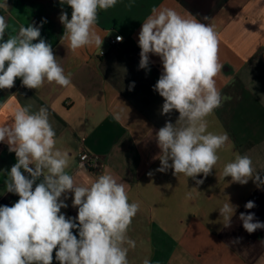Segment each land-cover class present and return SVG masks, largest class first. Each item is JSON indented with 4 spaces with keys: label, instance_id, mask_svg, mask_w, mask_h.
<instances>
[{
    "label": "crops",
    "instance_id": "obj_1",
    "mask_svg": "<svg viewBox=\"0 0 264 264\" xmlns=\"http://www.w3.org/2000/svg\"><path fill=\"white\" fill-rule=\"evenodd\" d=\"M129 2L118 0L114 7L99 10L95 27L102 46L73 51L61 39L64 26L59 20L61 11L71 19L70 6L60 0H7L9 7L0 8L8 24L5 39L17 35L21 25L39 26L46 20L41 38L51 44L65 74L71 73V83L63 87L45 80L40 88L28 89L16 78L14 87L0 89V124L10 122L20 106L31 104L32 111L44 106L56 133L55 149L66 154L65 171L77 186H90L105 173L126 183L129 203L139 204L127 233L136 242L128 251L129 264H143L145 258L152 264H264V229L248 233L239 219L240 213L252 212L264 222V185L258 187L252 179L241 185L223 174L240 154L251 158L253 175L264 179V0H134L131 9ZM160 6L195 15L213 25L219 38L223 67L217 87L224 99L206 117L207 131L226 133L229 140L217 151L211 173L197 176L204 180L199 185L184 174L173 175V169L156 171L160 149L155 133L179 117L175 110L161 114L164 99L153 90L163 71L160 58L149 54L150 70L139 68L142 23ZM119 34L123 42L111 50L109 41ZM85 151L100 157L98 169L82 165ZM16 162L15 153L0 143V206L19 199L6 192L4 183ZM66 195L68 207L61 212L75 218L73 194ZM228 200L238 206L231 226L224 225L219 211ZM248 201L255 207L246 209ZM72 231L79 238L78 230ZM55 251L52 264H59Z\"/></svg>",
    "mask_w": 264,
    "mask_h": 264
},
{
    "label": "clouds",
    "instance_id": "obj_2",
    "mask_svg": "<svg viewBox=\"0 0 264 264\" xmlns=\"http://www.w3.org/2000/svg\"><path fill=\"white\" fill-rule=\"evenodd\" d=\"M118 0H60L71 7V19L61 11L64 26L62 40L76 51L85 46H102L96 31L99 10H108ZM134 0L127 7L131 9ZM7 0L0 8L7 9ZM209 18L203 17L206 21ZM21 25L17 35L5 39L8 28L0 15V89L14 87L16 78L28 89L40 88L45 80L67 87L71 73L65 74L51 44L41 38V27ZM123 38L117 36V41ZM34 41H38L35 42ZM140 69H149V54L158 56L163 71L153 90L164 99L161 114L179 113L175 124L167 121L155 133L160 149L156 159L161 173L173 169V175L184 174L203 184L197 176L207 177L219 157L217 151L228 142L225 134L207 131V120L222 105L223 97L217 87V77L223 65L219 62V38L213 25L204 23L191 13L179 14L173 8L154 7L142 23L138 35ZM134 88L129 85V91ZM177 124H182L177 127ZM56 133L49 121L48 109L32 105L18 107L10 122L0 124V143L15 153L16 163L6 171V192L19 196L12 206H0V264H52L53 251L59 264H129L130 248L136 242L127 235L139 204L129 203L126 183L112 174L100 175L90 186H77L65 169L66 154L55 149ZM23 170V171H22ZM247 155L237 154L224 167V177L232 182L257 186L264 179L256 172ZM27 173L28 175H25ZM149 175H152L149 172ZM77 216L67 217V193ZM64 197L61 199V197ZM238 206L229 200L219 210L225 226H231ZM255 207L253 201L246 209ZM239 219L248 233L264 229V222L255 213H240ZM78 221V223H77ZM78 230V236L73 234ZM237 238V242H238ZM143 264H152L148 258Z\"/></svg>",
    "mask_w": 264,
    "mask_h": 264
},
{
    "label": "built area",
    "instance_id": "obj_3",
    "mask_svg": "<svg viewBox=\"0 0 264 264\" xmlns=\"http://www.w3.org/2000/svg\"><path fill=\"white\" fill-rule=\"evenodd\" d=\"M117 36H120L123 38L121 34L116 35V37L114 38H111L109 41L111 50L118 49L121 43L123 42V40L118 42ZM100 160L101 159L98 155L90 153L88 151H85L80 155V161L82 165L88 167L89 169H95V170L98 169L100 167Z\"/></svg>",
    "mask_w": 264,
    "mask_h": 264
}]
</instances>
